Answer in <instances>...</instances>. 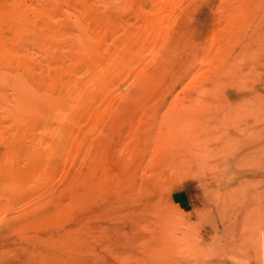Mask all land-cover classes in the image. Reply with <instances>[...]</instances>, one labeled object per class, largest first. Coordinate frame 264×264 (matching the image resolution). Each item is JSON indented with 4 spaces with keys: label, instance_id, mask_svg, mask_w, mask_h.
Wrapping results in <instances>:
<instances>
[{
    "label": "rangeland",
    "instance_id": "rangeland-1",
    "mask_svg": "<svg viewBox=\"0 0 264 264\" xmlns=\"http://www.w3.org/2000/svg\"><path fill=\"white\" fill-rule=\"evenodd\" d=\"M0 264H264V0H0Z\"/></svg>",
    "mask_w": 264,
    "mask_h": 264
}]
</instances>
